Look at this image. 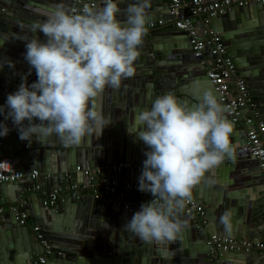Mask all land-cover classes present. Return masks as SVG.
Returning <instances> with one entry per match:
<instances>
[{
	"label": "water",
	"instance_id": "obj_1",
	"mask_svg": "<svg viewBox=\"0 0 264 264\" xmlns=\"http://www.w3.org/2000/svg\"><path fill=\"white\" fill-rule=\"evenodd\" d=\"M203 1L206 5L215 2ZM118 3L121 9L118 18L123 21L127 6L135 3V0H118ZM28 4L29 0H0V40L8 39L0 45V106H6V96L11 91H17L22 82L26 80L31 85L37 80L35 69L25 59L26 40L36 35L46 42L47 38L42 32L31 31L34 23L43 22L46 18L31 11L26 6ZM104 4L105 0H98L93 8L100 9ZM36 5L48 9L63 6L71 12L72 0H33V6ZM149 15L147 33L135 62L136 74L122 80L119 89L106 88L97 101L111 122L100 137L94 134L74 147L64 145L55 137L48 138L44 143L35 138L21 140L17 126L5 118L6 111L1 124L6 123L10 131L7 136H0V156L8 158L12 169L22 171L24 178L0 185V204L7 206L0 214V264H33L44 253L43 245L39 244L36 233L32 231L36 227L43 229L53 246L46 264H264V252L259 250L234 248L213 252L208 244L213 235L264 242V173L251 157L247 140V134L254 124L264 119V3L257 1L234 7L221 15L199 14L193 18L195 26L199 28L200 39L206 45L204 57L215 62L210 54L213 47L208 42L212 35L220 36L227 45L226 56L236 64L249 92L257 98L254 108L257 116L250 109L244 110L243 116L255 119L253 124L245 120L235 123L228 110L225 112L233 127L231 140L234 153L226 156L222 164L206 174L201 182L205 185L203 202L207 206L206 216L210 224L205 231L194 235V243L188 239L189 235L193 237L189 228L181 241L169 245L171 251L168 246L147 244L137 237L133 240L131 234L124 230V225L139 209L120 217L122 207L117 205L114 195L108 197L118 206L114 208L111 205L112 216L122 226L117 244L113 240L114 235L109 237L108 218L100 217L97 211L91 217H85L91 202L69 197L64 199L65 203L59 200L54 207L44 205V199L54 192L55 187L71 183L89 188L105 170L114 179L121 180L123 173L131 175L129 181L138 179L136 170L116 172L111 171V167L125 161L143 166L147 147L129 134L128 127L134 133L137 113L151 108L157 97L171 92L178 96L182 104L193 106L199 102V93L210 89L227 106L222 95L215 90L202 58H194L193 44L187 32L176 27L167 0H151ZM205 17L206 24L203 23ZM251 19L252 26H247L245 20ZM205 32L209 33L206 39L202 36ZM9 62L14 67H9ZM176 83L178 87H175ZM230 87L233 89L235 85L231 84ZM36 168L39 169V176L32 179ZM87 170L90 171L89 175L86 174ZM48 183L50 189L41 194L36 186L42 189ZM201 187L199 184L193 190V198L198 201ZM34 195L40 200L41 219L33 217L29 202L24 203L27 199H35ZM73 201L81 208L77 210L81 219L74 221L75 228L66 221L74 218ZM66 202L69 203L67 207L71 206L73 210L69 212V218L60 215V206L67 205ZM98 205L101 207L95 200L94 210ZM226 210L233 213L230 233L220 223V217ZM21 212L31 218L32 225L27 221L21 223ZM107 239L112 246H107ZM96 242L102 243V246L95 247Z\"/></svg>",
	"mask_w": 264,
	"mask_h": 264
},
{
	"label": "clouds",
	"instance_id": "obj_2",
	"mask_svg": "<svg viewBox=\"0 0 264 264\" xmlns=\"http://www.w3.org/2000/svg\"><path fill=\"white\" fill-rule=\"evenodd\" d=\"M26 6L46 18L31 27L33 33L42 32L46 42L36 35L26 40L25 59L37 80L31 85L22 82L0 110L7 109L5 118L17 126L21 140L44 143L55 137L74 147L94 134L100 137L111 122L97 101L106 88L119 89L122 80L136 74L151 0L129 4L123 21L118 18V0H105L100 9L85 6L80 12L33 6V0ZM226 111L213 91L204 89L193 106L169 92L137 113L135 131L128 127V132L147 147L138 190L154 199L141 205L125 231L169 250L170 244L182 240L189 225L180 217L193 190L234 153ZM9 131L6 123L0 124V136ZM220 223L226 232L232 231V210L221 215Z\"/></svg>",
	"mask_w": 264,
	"mask_h": 264
},
{
	"label": "built area",
	"instance_id": "obj_3",
	"mask_svg": "<svg viewBox=\"0 0 264 264\" xmlns=\"http://www.w3.org/2000/svg\"><path fill=\"white\" fill-rule=\"evenodd\" d=\"M98 0H72V11L80 12L85 6L92 7ZM213 4L206 5L203 0H167L171 14L175 19V25L178 29L187 32L194 49V58L201 59L202 62L209 63L207 67V74L212 80L215 90L218 91L223 100L226 102L228 114L232 121L240 123L243 120L246 123L253 124L255 119L250 117H243L244 110H251L254 116H257L255 111V101L250 96L248 85L246 81L239 75L238 68L231 58L227 55V45L218 35H212L209 44L212 45V51L210 54L214 56L215 62L212 63L207 57H204L205 47L203 40L200 39L198 29L193 18L199 14L207 16L224 14L230 9L237 6H246L252 1L264 3V0H213ZM207 18L203 21L206 24ZM209 35L205 32L204 39ZM234 84L235 88L231 89L230 85ZM12 91L8 93L11 94ZM6 96V101L7 97ZM6 108L0 110V124L3 121L6 114ZM248 148L251 157L259 164L261 171L264 173V119L259 120L252 130L247 134ZM124 169L142 171L143 166L134 164L132 162H120L118 165H113L111 171L121 172ZM80 170V168H79ZM89 170L86 174L89 175ZM39 176V170H34L31 178L36 179ZM24 178L22 171L12 169L10 160L8 158L0 159V185L4 182L17 181ZM99 184H91L89 188H81L77 184H66L56 187L54 192L44 199V205L48 207H54L59 200L65 199L68 196L73 195L76 199H81L83 196L93 195L95 199H101L103 195H114L117 199V205L121 206L125 211L131 212L134 209H139L143 203L149 202L154 197L147 192H141L138 190V179L135 181L121 182L118 179H114L111 176L103 177ZM97 185V186H96ZM40 189L39 186H36ZM93 189L91 194L88 192L82 194L78 193V190H90ZM101 188V190H98ZM90 196V197H91ZM1 191H0V199ZM4 207H0V214H3ZM184 212L191 217L193 224L197 230H205L207 225L205 208L195 201L188 203L184 209ZM19 218L21 223H25L27 216L23 212L20 213ZM34 232L37 235V239L44 247V253L39 255L33 264H46L47 257L53 252V246L46 238V233L40 228H34ZM208 244L211 246L213 252L218 250H231L238 248L245 251L259 250L264 252V242H256L250 240H236L227 236L213 235L210 237Z\"/></svg>",
	"mask_w": 264,
	"mask_h": 264
},
{
	"label": "crops",
	"instance_id": "obj_4",
	"mask_svg": "<svg viewBox=\"0 0 264 264\" xmlns=\"http://www.w3.org/2000/svg\"><path fill=\"white\" fill-rule=\"evenodd\" d=\"M208 1H210V0H208ZM6 9V11H8L9 9H7V8H5ZM10 9H12V8H10ZM199 22H200V20H199ZM253 22V19H251V20H245V24L247 25V26H252V25H250L251 23ZM250 28V27H249ZM250 29H252V28H250ZM247 37H248V35H246ZM252 38V37H251ZM224 41V40H223ZM225 42V41H224ZM226 43V42H225ZM204 62V61H203ZM203 64H205L206 65V68L207 67H209L208 65H209V63H207V62H205V63H203ZM208 69V68H207ZM175 85V87H178V84L176 83V84H174ZM177 98H178V96L177 95H175ZM250 96L253 98V100L255 101V103L257 104V98L255 97V96H253L252 95V93L250 92ZM179 100V99H178ZM247 111V110H246ZM249 114H251V113H249ZM2 158H4L3 156H0V159H2ZM36 170H39L38 168H36ZM262 172V171H261ZM137 173H138V175L136 176L137 178H139L140 177V175H141V171L140 172H138L137 171ZM79 174H80V179H82V171H80L79 172ZM108 177L109 175H107V171L105 170L101 175H99V179H98V181L95 183V184H99L98 182L103 178V177ZM131 177V175L129 174V173H123V175H122V178H121V182H127V181H129V178ZM52 184V183H51ZM200 185L202 186L201 187V190L199 191V201L198 200H196V198H193L192 197V200L193 201H195V202H197V203H199L200 205H202L204 208H205V212H206V205H205V203L203 202V199H204V197H205V195H206V190H205V185L204 184H202V183H200ZM97 186V185H96ZM48 189H50V183H48V184H45V185H43V188L42 189H38V190H40L39 192L41 193V194H44V193H46V191L48 190ZM55 189H56V187H55ZM98 190H101V188H98ZM90 193L91 194V192H93V189L91 188L89 191L88 190H82V189H80V190H78V193H82V194H84V193ZM32 193V192H31ZM6 194H8V192L6 193ZM35 196V195H34ZM91 195H88V197L87 196H83L80 200H83L82 202H91V204H90V206H89V209L88 210H86V213H85V217H91L92 216V214H94V213H96L95 211H97V213L96 214H98V212H100L99 213V215H100V217H105V218H108L109 220H106V222H107V224H109V237H111L112 235H114V238H113V240H114V242H115V244H117L118 242H119V237H120V230H121V228H122V226L120 227L119 226V224L118 223H116V221H117V219L114 217V216H112L113 214H112V211H113V207L114 208H117L118 206H116L115 204H113V200H112V198H110V197H108V195H103V197H101V199H95L94 197H93V195L90 197ZM69 197H71V198H73V199H76L73 195H71V196H68L67 198H69ZM209 197V196H208ZM67 198H66V200H67ZM39 199L35 196V199H33V200H29V199H27V200H25V202L24 203H27L28 204V202L30 203L29 205H30V207H32V210H33V217H36L35 219H37V217H40V219H41V216L42 215H40V212H41V210H42V208H41V204H40V200L38 201ZM95 200H97L98 201V204H101V207L98 205V207H97V209H95L94 210V207H93V204L95 203ZM61 201V203L63 202V203H65V200L64 199H61L60 200ZM59 202V201H58ZM76 202V201H75ZM67 203V202H66ZM59 204V203H58ZM68 204L69 203H67V205H63V206H60V208H61V212H60V215H64V216H68V218H69V216H70V214H69V212H72L73 210V213H74V215H73V219L72 220H66L67 221V223L69 224V226L71 225L73 228H75V220H79V219H81V218H79L78 217V214H77V210H80L81 208H79L77 205H76V203H74V201H73V203H71L72 205L71 206H73V210L71 209V206L70 207H67L68 206ZM113 207H112V206ZM83 206H85V205H83ZM0 207H4V209H5V207H7L6 205H2V204H0ZM104 207L105 208H107V209H104ZM58 208V207H57ZM85 209H87V208H85ZM28 212H29V209H28ZM94 212V213H93ZM23 213V212H22ZM128 213V211H125L123 208H122V211H121V213H120V217H122V216H124V214H127ZM39 214V216H37ZM111 214V215H110ZM107 215H109L108 217H107ZM54 216H55V213H53L52 214V217L54 218ZM81 217H82V219L84 218V216L83 215H81ZM182 220H187L188 221V225H189V229L192 231V233L191 234H193V237L192 238H190L192 235H189L188 236V239H190V241L191 242H195V239H194V235L195 234H198L199 232H201L202 230H197L196 229V227H195V225L193 224V220L191 219V217L189 216V215H187L185 212H183V214L181 215V217H180ZM206 219H207V225H206V227L210 224L209 223V221H208V218H207V216H206ZM26 221L30 224V225H32V221H31V218L30 217H28L27 219H26ZM84 224V226H85V223H83ZM41 228V227H40ZM42 229V228H41ZM43 230V229H42ZM205 230H206V228H205ZM205 230H203V231H205ZM32 231L34 232V228H32ZM194 232H196V233H194ZM92 236V235H91ZM132 237H133V240L134 239H136V237L135 236H133V235H131ZM95 236H92V238H94ZM246 240H248V239H246ZM251 241V240H250ZM39 244H40V242H39ZM101 247L102 246V243H100V242H96V245H95V247ZM107 246H112V245H110V243H109V239H107ZM217 252V251H216Z\"/></svg>",
	"mask_w": 264,
	"mask_h": 264
}]
</instances>
